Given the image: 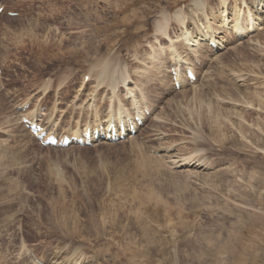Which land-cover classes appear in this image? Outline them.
<instances>
[{
	"label": "rangeland",
	"instance_id": "rangeland-1",
	"mask_svg": "<svg viewBox=\"0 0 264 264\" xmlns=\"http://www.w3.org/2000/svg\"><path fill=\"white\" fill-rule=\"evenodd\" d=\"M245 1L227 0L223 23L219 0L195 9L193 0H0V264H264V190L254 188L264 146L238 133L240 122L264 121L263 110L219 94L220 82L235 81L264 96V24L254 7L241 32L231 17H245ZM202 29L220 39L215 54ZM186 30L190 42L177 38ZM172 44L196 74L179 89ZM236 49L250 60L233 59ZM108 60L123 72L113 88L97 83ZM137 91L150 114L119 143L42 147L19 120L38 106L44 123L74 133L109 106L129 105L117 115L128 114ZM230 104L256 112L235 116ZM184 157L192 161H172Z\"/></svg>",
	"mask_w": 264,
	"mask_h": 264
},
{
	"label": "bare ground",
	"instance_id": "bare-ground-1",
	"mask_svg": "<svg viewBox=\"0 0 264 264\" xmlns=\"http://www.w3.org/2000/svg\"><path fill=\"white\" fill-rule=\"evenodd\" d=\"M202 0H193V2H192V8L193 9H195L196 8V6L195 5H198V6H201L202 4H203V2H201ZM226 1L227 0H219V4H221V5H223V7H224V9H221V16L220 17H222V21L221 22H223L224 23V21H225V17H226V14H227V7L224 5L225 3H226ZM235 3V2H234ZM245 3L247 4V11H246V13H245V17H243V19H241V18H239V15L237 16L236 14H233V16H231L232 17V20H234L235 22L233 23L234 24V29L235 30H238V31H242V29L243 28H245V26L247 27V26H249L250 24L252 25L253 23H252V18H253V14H251V10L250 9H253V7H254V9H255V17H256V19H258V21L260 22L259 24H264V0H246L245 1ZM250 5V6H249ZM234 6V5H233ZM246 6V5H245ZM258 6H260V9H263L262 11H258V9H257V7ZM85 7H87V6H85ZM222 7V8H223ZM191 8V7H190ZM231 8H233V7H231ZM220 10V9H219ZM235 10H237V9H235ZM180 11V10H179ZM193 11V10H192ZM182 11H180V13H181ZM233 12V11H232ZM235 12V11H234ZM236 13V12H235ZM238 13V12H237ZM90 14V13H89ZM95 14V13H94ZM223 14V15H222ZM86 15V14H85ZM179 15H182V14H179ZM230 15H231V12H230ZM181 18H183L182 16H180ZM162 21L161 22H159V23H157L156 22V24H155V29L158 31V32H162V31H164L165 30V27H166V24H167V17H165V16H163L162 18ZM176 19H178V15H176ZM180 19V18H179ZM183 19H185V18H183ZM183 19H182V21H183ZM195 19V18H194ZM221 19V18H220ZM241 19V21H239ZM88 21V20H87ZM86 21H84V23H85ZM83 23V22H82ZM90 23V22H89ZM182 23H184V22H182ZM206 23H207V21H206ZM81 24V23H80ZM241 24V26H239ZM86 25V24H85ZM207 25V24H206ZM209 25V24H208ZM88 26V25H87ZM253 26V25H252ZM255 26V25H254ZM260 26V25H259ZM208 27V26H207ZM256 28H258V27H256ZM263 28V27H262ZM261 28V29H262ZM198 29V28H197ZM203 30V29H202ZM207 30H209V29H207ZM248 30V29H247ZM184 31V30H183ZM217 31V30H216ZM197 32V31H196ZM164 33V32H163ZM203 33L204 34H202V36H200V38H199V41L201 40V42H203L202 43V45H204L205 46V48L207 49V51H210V52H212V53H214V49L213 48H211V46H208L207 45V43L208 42H214L215 43V45L217 46V43H219L218 41L220 40V39H217L216 38V36L214 35V36H212L213 35V33L212 32H207V31H205L204 32V30H203ZM256 33V32H255ZM182 35V38H183V40L185 39L186 41H189L190 42V40H191V38H192V32H188L187 30L185 31V32H181L180 34H178L177 35V38L179 37V36H181ZM184 36V37H183ZM196 36H198V35H196ZM195 36V37H196ZM194 37V38H195ZM208 38V39H207ZM215 38L218 40V41H216L215 40ZM196 39V38H195ZM175 40V39H174ZM198 40V39H197ZM193 42H195V41H193ZM197 43V42H196ZM259 43V42H258ZM218 45H220V43L218 44ZM169 46H171V48H169L170 50L168 51L169 53H168V55H170V57L173 59V61H174V69L175 70H179V73H178V76H177V79L180 81V83H182V81H183V83H184V81L187 83V81H188V79L186 78V76L184 75V70H185V66L186 65H189V63H187V59H184V61H181L182 60V57H181V51H179L178 50V45L177 46H175V45H169ZM180 46V45H179ZM158 47V46H157ZM220 47H221V45H220ZM160 49V48H159ZM162 49V48H161ZM192 50V52H197L195 49H191ZM195 50V51H194ZM237 50V49H236ZM235 50V52H234V58L233 59H235L236 61H237V57L236 56H239V54H241L242 55V58L243 59H245V60H247V59H249V58H247V54L245 55V53H243V52H238V50L236 51ZM155 50H152V52H154ZM162 51V50H161ZM228 51V50H227ZM226 51V52H227ZM165 52V51H164ZM183 52V51H182ZM216 52V51H215ZM201 53V52H200ZM186 54V53H185ZM215 54V53H214ZM154 55H156V53L154 54ZM153 55V56H154ZM203 56V55H202ZM230 55H228V53H224L220 58H217V59H215V61H216V63H218V62H220L222 59H226L227 57H229ZM156 57V56H155ZM191 57H192V55H191ZM197 57V56H196ZM216 57V56H215ZM218 57V56H217ZM185 58V57H184ZM198 58V57H197ZM205 58V57H204ZM188 59L189 60H191L189 57H188ZM201 60V59H200ZM250 60V59H249ZM157 61H159V63L161 62L159 59L157 60ZM177 61V62H176ZM186 61V62H185ZM205 61V60H204ZM203 61V62H204ZM214 61V60H213ZM102 62V61H101ZM163 62V61H162ZM112 62H110L109 60H108V62H104V64L102 65V67L100 68V70L98 71V74H97V76H98V81H97V83L98 84H100V83H102V81H107V83H108V85L111 87V88H113L114 87V85L118 82V81H121V83H123L124 82V79H123V72L122 71H120L118 68L119 67H116L115 68V66H113L112 64H111ZM193 63V62H192ZM160 65V64H159ZM164 65V64H163ZM191 65V64H190ZM218 65V64H217ZM231 64H229V66H230ZM125 67V66H124ZM123 68V67H122ZM163 68V67H162ZM161 68V69H162ZM224 68V71H225V67H223ZM230 68V67H229ZM141 69V68H140ZM147 69V68H146ZM159 69V68H158ZM221 70H223V69H221ZM230 70V69H229ZM197 71V70H196ZM213 71V70H212ZM217 71H220V70H217ZM227 71V70H226ZM235 71V70H234ZM248 71V70H247ZM154 72V71H153ZM232 72V71H231ZM216 73V72H215ZM219 73V72H218ZM126 75V77L128 78V75H127V73L125 74ZM219 75H221L222 76V74L221 73H219ZM226 75V74H225ZM143 76H145V75H143ZM218 78H219V76H218V74L216 75ZM223 76H224V74H223ZM231 77V76H230ZM239 77H241V76H237V78H239ZM243 77V76H242ZM164 78V77H163ZM222 78H224V77H222ZM226 78V77H225ZM236 78V77H235ZM221 78H219V80H220ZM229 78H227L226 80H228ZM249 78L247 77V80H248ZM225 80V81H226ZM230 80V79H229ZM229 80H228V82H229ZM246 80V78L243 80V82H246L247 81ZM207 81V80H206ZM221 81H222V79H221ZM223 81H224V79H223ZM231 81H234V79L233 80H231ZM237 81V80H236ZM126 82V81H125ZM197 82V81H196ZM235 82V81H234ZM234 82H229V83H224V82H220L222 85L219 87V89H220V91H219V94L220 95H222V99H227V100H232V101H234V102H242V103H244L245 104V106H248V107H257L258 109L257 110H263V111H261V113L260 112H258V114L261 116V117H263V115H264V96L262 95V94H260L259 92H257V90H252V91H247V90H245V89H243V84L240 86V85H237V83H234ZM193 83V82H192ZM191 83V84H192ZM195 83V82H194ZM127 84V83H126ZM218 84V83H217ZM97 85V84H96ZM263 85V84H262ZM172 86H173V84H172ZM227 86H229V87H227ZM264 86V85H263ZM213 87V86H212ZM208 89H209V87H207ZM129 89V88H128ZM110 92H111V90H109ZM133 91V90H132ZM137 92H139V91H137ZM143 92V91H142ZM141 91L139 92L140 94H139V96H140V99H139V101H133V99L134 98H131L132 99V101H131V104H132V108L134 109V110H139L141 107H142V105H143V102H141V103H139L138 104V102H140V101H143V98H145L144 97V93H142ZM111 93H114V90H113V92H111ZM127 93H130V90H127ZM131 94V93H130ZM126 95V94H125ZM134 95V94H133ZM136 95V94H135ZM119 97V95L117 94L116 95V97ZM204 98V97H203ZM228 104V103H227ZM144 106V105H143ZM230 106H231V108H230ZM237 107H240V108H238L237 109ZM144 108H147V107H144ZM124 108H123V104H121V103H118L117 104V106H116V109L115 108H111L110 107V110L107 112V114L108 113H111V112H113L114 114L116 113V111H117V114H120L121 112H122V110H123ZM148 109V108H147ZM246 108L244 107V106H238V104L236 105V104H230L229 105V108L228 109H225L226 111L228 110V111H230L233 115H235V116H240V115H242L243 113L242 112H246V110H245ZM116 110V111H115ZM250 113H248V114H246V116L248 115V116H251V114H253V113H255L256 111L255 110H251V111H249ZM125 113H127L126 111H125ZM96 114V113H95ZM249 118V117H248ZM97 119V118H96ZM247 121V120H246ZM252 122H253V126H256V128H253V127H251L250 125H249V127L247 126V125H245L243 122H240V125L238 126V133H239V135L244 139V140H246V141H248V142H251V143H254V144H256L257 146H264V121L263 120H259V119H257V120H252ZM247 123H249L248 121H247ZM139 129H140V127H139ZM73 133V132H72ZM249 133V135L247 136V134ZM248 139H250V141L248 140ZM233 141H235V139L233 140ZM242 141V140H241ZM245 142V141H244ZM240 145V149H241V147H247V142H245V143H243V142H237L236 144H233V146H238V145ZM166 150H167V148H166ZM243 149H241V151H242ZM193 153V152H192ZM172 161H173V163L176 165L177 163H178V166L177 167H179V166H182V165H184V164H189V162L190 161H192V159H190V158H188V157H184V158H182V159H180V160H175V159H172ZM196 162V161H195ZM194 165V164H193ZM194 169V168H193ZM198 171V170H197ZM194 173H195V171H194ZM241 173H242V175L243 176H245L246 175V177H248V175H249V172L248 173H246V171H241ZM55 174V173H54ZM58 174V173H57ZM59 175V174H58ZM255 180L257 179L258 180V182L259 183H256L255 184V186H254V188H259L258 190H260V189H262L263 188V190H264V178H262V179H258V178H254ZM237 180L239 181L240 179L239 178H237ZM253 184H251L250 185V187L252 186ZM262 186V187H261ZM240 188H241V185H238V186H236V188H235V191H237V192H239V193H242V194H244V192H242L241 190H240ZM251 195H253V193L255 192L254 190H253V188L252 189H248L247 190ZM260 195H262L261 193H260ZM258 203L260 204V205H263L264 206V194H263V199H258ZM21 249V248H20ZM24 253V252H23ZM71 263V262H70Z\"/></svg>",
	"mask_w": 264,
	"mask_h": 264
}]
</instances>
